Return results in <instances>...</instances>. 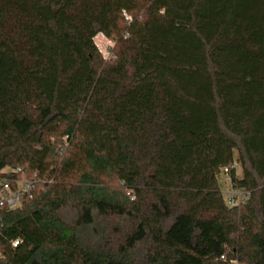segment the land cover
<instances>
[{"label":"trees","instance_id":"trees-1","mask_svg":"<svg viewBox=\"0 0 264 264\" xmlns=\"http://www.w3.org/2000/svg\"><path fill=\"white\" fill-rule=\"evenodd\" d=\"M21 175L0 264H264V0H0V183Z\"/></svg>","mask_w":264,"mask_h":264},{"label":"built area","instance_id":"built-area-1","mask_svg":"<svg viewBox=\"0 0 264 264\" xmlns=\"http://www.w3.org/2000/svg\"><path fill=\"white\" fill-rule=\"evenodd\" d=\"M112 59V54L108 60ZM232 167H225L222 169L221 174L224 176V180L228 183L227 190L224 194V201L230 208L237 207L250 200L252 193L250 191L242 190L232 186L230 180V171ZM14 173H21V170H14ZM36 182L33 180L26 179L24 175L14 180L4 179L0 183V209H7L14 211L21 206L23 197L32 198L33 191ZM19 245V240L12 242V246L16 248ZM225 259V257H222ZM230 264H239L236 260H231Z\"/></svg>","mask_w":264,"mask_h":264},{"label":"rangeland","instance_id":"rangeland-1","mask_svg":"<svg viewBox=\"0 0 264 264\" xmlns=\"http://www.w3.org/2000/svg\"><path fill=\"white\" fill-rule=\"evenodd\" d=\"M95 44L98 47L99 51L102 53L103 57L108 60V58L111 55V49L114 46V42L110 39L105 38L103 35H98L95 38ZM235 163H236V175L238 178L243 177V171L241 166L237 163V152H235ZM221 187L223 193L227 190L228 188V183L225 182L224 176L221 174ZM224 181V182H223Z\"/></svg>","mask_w":264,"mask_h":264}]
</instances>
